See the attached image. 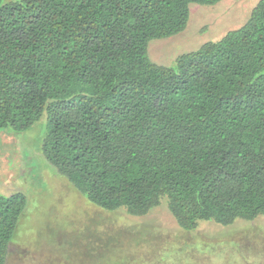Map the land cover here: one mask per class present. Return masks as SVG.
<instances>
[{
    "label": "trees",
    "instance_id": "1",
    "mask_svg": "<svg viewBox=\"0 0 264 264\" xmlns=\"http://www.w3.org/2000/svg\"><path fill=\"white\" fill-rule=\"evenodd\" d=\"M221 1L0 0V128L46 115V159L105 212L166 209L197 231L263 217L264 0L173 65L150 56L153 41L187 28L191 5ZM25 196L0 192V264L25 255L14 239ZM55 250L46 262L81 253Z\"/></svg>",
    "mask_w": 264,
    "mask_h": 264
},
{
    "label": "rangeland",
    "instance_id": "2",
    "mask_svg": "<svg viewBox=\"0 0 264 264\" xmlns=\"http://www.w3.org/2000/svg\"><path fill=\"white\" fill-rule=\"evenodd\" d=\"M259 1L191 5L187 28L153 41L151 60L173 65L180 54L243 26ZM47 126L45 115L22 130L0 128V192L20 191L28 200L14 238L25 255L10 264H50L45 255L53 247L62 260L66 258L64 249L81 252L76 259L66 258L67 264H264V216L253 221L238 219L228 226L202 221L197 231L177 226L166 209L141 218L90 205L46 159L43 142ZM143 224H151L153 230L136 229ZM47 233L56 244H43Z\"/></svg>",
    "mask_w": 264,
    "mask_h": 264
}]
</instances>
